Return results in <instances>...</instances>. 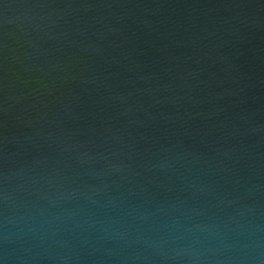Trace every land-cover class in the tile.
<instances>
[{"label":"water","instance_id":"water-1","mask_svg":"<svg viewBox=\"0 0 264 264\" xmlns=\"http://www.w3.org/2000/svg\"><path fill=\"white\" fill-rule=\"evenodd\" d=\"M0 264H264V0H0Z\"/></svg>","mask_w":264,"mask_h":264}]
</instances>
